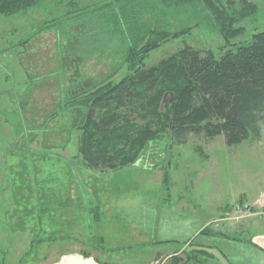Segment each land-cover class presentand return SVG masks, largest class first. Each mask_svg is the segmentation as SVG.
<instances>
[{"label":"rangeland","instance_id":"374dc122","mask_svg":"<svg viewBox=\"0 0 264 264\" xmlns=\"http://www.w3.org/2000/svg\"><path fill=\"white\" fill-rule=\"evenodd\" d=\"M67 1L46 0L22 13L0 14V264H40L49 258L53 251L35 239L54 228L51 212L56 215L61 206H69V212L76 208L73 223L90 240L88 222L77 217L86 218L88 205H105L110 194L114 211L106 207L99 226L110 235L108 225L115 222L114 239L91 247L102 261L179 264L173 256L188 255H175L190 250L188 239L219 247L230 261L240 256L231 241L195 233L199 223L201 231L219 233L229 230L220 226L223 220L264 218H233L245 214V205L254 213L264 203V196L256 197L257 189H264V123L257 140L230 144L222 134H190L187 143L176 144L165 135L153 141L135 165L117 170L83 167L80 130L71 128V117L49 114L72 81L101 77L113 71V64L98 56L83 59L77 44L66 38L78 22V16L69 17L68 12L104 0ZM149 1L161 12L160 0ZM250 1L257 3V11L238 22L244 30L229 42L202 0L168 13L165 20L175 30L191 26L190 32L153 50L145 64H157L186 45L219 57L227 47L250 41L264 30V0ZM236 7H241L239 2ZM62 61L64 67L58 69ZM164 172H169L167 182ZM66 183L75 192L60 206L55 199L63 197ZM222 208L223 216L216 217ZM97 214L91 212L90 219L96 220ZM225 260L220 259L223 264Z\"/></svg>","mask_w":264,"mask_h":264},{"label":"trees","instance_id":"16d2710c","mask_svg":"<svg viewBox=\"0 0 264 264\" xmlns=\"http://www.w3.org/2000/svg\"><path fill=\"white\" fill-rule=\"evenodd\" d=\"M44 1L0 0V14L22 13ZM160 1L161 12L149 0H104L68 12L69 17L78 16V22L66 38L77 44L83 59L98 56L113 64V71L101 77L72 81L49 114H60L62 120L71 117V128L80 130L83 167L117 170L135 165L147 147L165 135L176 144L187 143L190 134L209 138L222 134L230 144L262 135L264 30L246 43L227 47L219 57L186 45L147 66L153 50L191 29L175 30L165 17L193 0ZM202 1L228 42L243 32L238 22L257 11V3L250 0ZM122 69L125 73L117 76ZM168 175L164 172L165 182ZM201 233L224 235L210 229ZM186 242L190 250L180 249L175 255L183 251L188 255L173 256L175 263L223 264L224 258L232 264L219 247L193 239Z\"/></svg>","mask_w":264,"mask_h":264},{"label":"crops","instance_id":"0c3cea01","mask_svg":"<svg viewBox=\"0 0 264 264\" xmlns=\"http://www.w3.org/2000/svg\"><path fill=\"white\" fill-rule=\"evenodd\" d=\"M65 186L67 187V189L64 191L63 197L56 199L58 200L56 201L58 205H60V203L62 202L64 203L66 199L70 198V196H72V194H74L75 192L73 190L72 193V186H70V184L66 183ZM257 196H264L263 188L259 187V190L257 189L256 197ZM76 197H78V195H76ZM114 198L115 197L113 196V194H110L106 198L108 202H105V205L104 201H102L101 203L88 205L87 212H85L84 214L86 218H84L83 215L77 217L78 220L86 219L85 221L88 222L85 230L89 234L90 240H87L86 238L81 236L80 234L82 228L75 226L73 223V216L76 214V208L74 209L71 206V212H69V206H67L65 210V206L60 205L61 207L57 209L56 215H53L54 212H51L52 223L55 224L53 225L54 228H52L51 226L49 234L46 237H41L42 235H39V237L37 236L35 241L40 242L41 244H47L48 249H50V251H53V254L49 258H46L40 264H121L117 262L102 261L99 258L97 251H93V249H91L93 243L97 244L98 242H100L105 244L108 238H110L111 241L114 239V227L116 226L115 222H111L108 225V233L110 235H107V231L103 229L105 226L103 228L102 226H99V224L103 223L102 220L106 216L104 212L105 208L107 207L111 209V202ZM216 209H218V207L215 206V210ZM94 210H96L98 213L97 219L91 220V216L89 215ZM221 211L222 212H220V214L216 217L223 216V213L225 211H223V208L221 209ZM58 212H63V214L59 215ZM215 212H218V210H216ZM94 221L97 222L96 224L99 227L93 226L95 224ZM200 224L201 223H199V227H197L196 229V236L201 233V228L203 225L201 226ZM233 224L235 225V227H230ZM221 225H223L222 227H225V229L229 228V230L219 232L220 234L224 235L218 236L215 234H211L210 237H212V239L222 238L231 241L233 245H235V249H240V251L242 252L240 256L231 259V261L229 259L232 264H264V218H242V220L240 219V221H237V223H234V221L229 222L223 220L220 223V226ZM181 227L182 229H184L183 225H181ZM240 236H242V238H240ZM47 239H49V241H47ZM170 241L171 240H165V243H169ZM113 246L116 248V245ZM85 252H89L91 255L87 256Z\"/></svg>","mask_w":264,"mask_h":264},{"label":"built area","instance_id":"2783aa9c","mask_svg":"<svg viewBox=\"0 0 264 264\" xmlns=\"http://www.w3.org/2000/svg\"><path fill=\"white\" fill-rule=\"evenodd\" d=\"M249 205H245L244 208L245 210H242L243 212H245V214H241L240 217H233L235 219H240L242 218V216L246 217L247 215L250 216V215H254V216H258V217H264V203H262V205H260V207L258 208V210L254 213H252L249 209Z\"/></svg>","mask_w":264,"mask_h":264}]
</instances>
